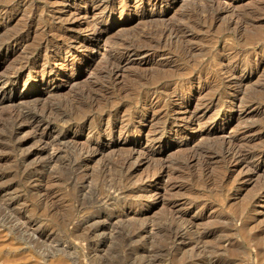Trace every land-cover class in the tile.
<instances>
[{"label":"rangeland","instance_id":"1","mask_svg":"<svg viewBox=\"0 0 264 264\" xmlns=\"http://www.w3.org/2000/svg\"><path fill=\"white\" fill-rule=\"evenodd\" d=\"M7 1H9L7 4L15 7L17 11L11 12L0 21V39L13 33V30L21 31L24 35L28 33L26 36L28 38L45 26L54 27V33H56L58 25H62L61 19L64 20H62L63 23L68 19L70 24H80L74 36L82 39L89 35L93 29L92 24H100L96 32L97 40L94 38L90 41L91 43L98 42L101 46L99 49L87 50L82 47L76 52L73 49L65 51L63 57L66 58V62H62L64 63L62 71L60 70L61 62L53 61L47 64L49 68L54 69L59 88L55 92L56 95L52 97L48 96L51 88L39 89V95L42 97L40 101L62 100L68 109L71 108L68 103L72 104L78 99L80 101L78 100L77 103H84V99L81 97L75 99V95L94 79L92 77L93 69L95 70L98 68L97 66H100V63L102 64L103 58L108 53H110L109 55H118L119 44L127 38L135 40L140 37L138 38L141 39L140 41L146 39L148 31H152L153 24L156 23V21H150L151 19L169 23L180 21L183 17L181 21L186 20L184 22L189 23L190 28L184 31V34L178 35V40L175 38V41L174 38H171L169 42L161 43L158 46V51L163 56H151L150 54V56L131 57L123 72V78L118 80L115 87H107L106 83L104 85L107 91L106 96L102 98L103 102L101 100L100 107L106 108L107 104V109L103 110L118 109L119 112H116L118 120L122 117L123 119L127 118L126 114L137 116L126 127L128 136L125 139L124 147L141 148L142 153L143 151L147 152L148 156L153 158L151 163L158 164L157 169L161 168L157 175L153 174L155 171H152L150 166L142 164L147 154L140 156L135 162L133 161L135 165L129 169L128 165H122L119 162L123 155L119 154L118 156V153L123 152L119 150L120 152L115 151L113 155L104 153V156L92 157L89 161V172L86 175L77 174L74 170H63L62 173L59 172L60 174L56 175L55 180L54 178L52 180L46 175H41L40 172L35 173L25 165L24 161L29 156L31 143L21 146L22 148L19 147L16 138L11 135L9 121L4 118L2 113L0 114V162H4V165L0 164L2 167L0 169V264H10L8 260L12 257L13 259L19 258L18 260L22 258V264H53L52 262L55 261H65L64 264H264V174L262 171L264 159L262 163H256L259 156H264V0H217L216 6L222 5L228 7L227 9L236 6L237 8H233L237 11L242 10L251 14L253 12L251 18L253 17L255 20L247 18L245 22H238L237 26L231 25L229 26L231 31L227 28L226 23L230 19L229 13L220 16L216 21L201 15L199 6H202L206 2L205 0L167 1L158 3L156 8L145 5V0H137V2L136 0H119L120 4L118 0H109L108 8L103 12V9H93L89 4L82 3L84 1L80 0H66L56 6L51 3L54 0H5V2L0 0L1 3ZM48 4L49 6H47ZM48 7L50 8L48 9ZM259 9H263L262 13ZM157 12L161 13L156 15ZM144 13L147 16L150 13L153 15L149 17L150 20L145 16L134 24V17L131 15ZM203 19H207L206 22ZM208 20L209 22H207ZM25 21L26 23H24ZM236 27L241 33H238ZM61 32L63 30H60L59 34ZM143 33L146 34L143 35ZM148 39L147 37L146 40L150 41ZM146 40L143 41L144 45L147 44ZM26 43L27 41L19 45L12 46L10 44L8 54L0 55V72H7L13 65L23 61V57L27 56ZM249 44L250 46H248ZM89 47L93 48L95 44L89 43ZM185 47L191 50L187 60L181 53V49ZM167 54L170 55L167 56ZM33 58L36 59V57ZM100 60L103 61L100 62ZM72 64L81 66H74L75 72H72V77L67 84H64L63 75L67 70H71ZM230 65L240 68L245 66L243 69L247 71V74L239 73L237 74L239 77L237 76L233 81L240 84L242 89L249 91L250 88V95L252 94L250 97H253L259 104L249 108L242 107L240 93L233 92L228 88L227 83L230 82L231 77L227 78L229 75L226 69ZM37 71H32L29 76L27 73L24 74L23 79L28 78L29 81L25 91L29 95L38 93L36 87H32L35 83L48 80L46 75L41 76L39 72L36 73ZM153 73L159 75L158 82L151 77ZM155 75L153 74V76ZM136 76H143L145 83H143V95H138L137 102L133 101L135 103L133 104L131 98L136 95L134 94V96L131 90L135 85L132 78ZM171 78L178 85L184 84L185 90L178 94L176 102H167L162 105L163 108L166 106L169 110L173 109L172 113L181 117H185L189 113L203 117L206 131L211 130L214 133L211 139L205 141L197 138V128L193 122H189L185 132L179 133L175 138L174 130L178 129V125H170L169 122L162 123L161 120L152 122L141 119L140 116L154 112L150 110L148 103L145 104L147 100L156 101L155 94L151 93L154 86L160 88L162 81ZM198 79H202L200 84L197 82ZM173 86L169 90L163 88L156 92L161 95L164 92L171 93ZM6 90L9 93L15 92L14 94L19 96L23 87L18 85L16 88L12 87ZM53 97L55 98L53 99ZM127 103H129L128 107L125 106ZM94 110L87 112V116L97 119L103 114L106 119L105 112L100 113L97 111L98 109ZM72 119L71 116V119L65 121V124L58 122L54 126L61 129L70 128L75 124V119ZM156 122L158 123L156 124ZM246 128L249 130L246 134L248 137L250 136V141L246 144L247 149L254 152L255 158L253 157L252 160L255 164L260 165L259 172L239 174L240 171L237 170L229 175L226 173L229 168L228 163L219 159L222 146L219 145L220 140L218 139L228 138ZM155 129L158 130L155 131ZM206 131L203 132L206 133ZM114 136H117L116 131ZM152 137H156L155 141L148 142L147 140ZM123 139L124 136H121L120 141L123 142ZM91 140L92 138L86 133L75 138V142L78 144H85L84 142ZM245 140L247 141V139ZM159 141L166 144L165 149L152 154V148ZM197 148L199 153H202L200 156L199 153L196 155ZM192 152L195 154V159L197 157L199 161L196 160L187 165L185 162ZM104 163L106 166H103ZM147 172H149L148 176H146ZM29 175L37 181L36 184L40 181V185H45L44 188L46 184H53L51 191L53 193L51 194L56 197V206H53L48 200L46 190L50 186L47 185L45 190L40 192L31 188L28 180ZM27 180L28 182H26ZM109 184L120 190L122 194L117 197L119 200L116 204L108 209V213L113 215L112 211L137 210L138 217L140 215L141 218L118 222H114V220L112 222L106 218L96 219L95 213L101 210V205L94 203V199L97 193L101 196L102 191L104 192L107 188L106 185ZM142 188L155 189L153 190L154 198L149 199L147 194L140 192ZM43 192H45L46 198ZM158 198L162 202L153 208L150 203L153 199ZM184 200L190 202L189 217L195 216L197 205L206 206L207 210H204V213L207 215L210 213L212 216L208 220L202 217L199 220L195 218L196 216L192 217V220L198 221H196V225L180 222L178 218L170 215L168 203L176 201L175 203L178 204ZM110 202L113 203V201Z\"/></svg>","mask_w":264,"mask_h":264},{"label":"bare ground","instance_id":"2","mask_svg":"<svg viewBox=\"0 0 264 264\" xmlns=\"http://www.w3.org/2000/svg\"><path fill=\"white\" fill-rule=\"evenodd\" d=\"M78 1H77V3H78ZM80 1H84L82 3L89 4V6L91 8H93V9H100V8L103 9L102 12L104 10H106L108 8V6H109L108 5L109 4V0H80ZM167 1H169V2L172 1L173 2L175 0H145L144 4L149 6V7H152V8L155 7L156 8L158 3H163V2H167ZM205 1L206 2L203 3L202 6H199L200 9H201V15L203 14L206 18L208 17V19H210L212 21H216L217 19H219L220 16L229 13L228 15L230 16V19L226 22L227 23V28H229V26H231V25L232 26H237L238 22H245V21H247V18H249V20H251L253 18V17L251 18V15L253 14V12L251 14L250 12H245V11H242V10H240L241 12L239 10L237 11V10L234 9L236 6L235 7L233 6L234 8L231 6L232 9H227L228 7H223L222 5L221 6L220 5L216 6L215 4H216L217 0H205ZM4 2H5V0H4ZM62 2H66V0H54L51 3H52V5L56 6L58 4H61ZM118 2H119V0H118ZM136 2H137V0H136ZM7 3H9V1H7L6 3H3V2L1 3L0 2V21L3 18H5L6 15L10 14L11 12L17 11V9L15 7H13L12 5H9ZM119 4H120V2H119ZM47 6H49V4ZM27 7H28V4H27ZM17 8H19V7H17ZM49 8L50 7H48V9ZM26 9H28V8H26ZM263 9H261V10L259 9L260 12L263 11ZM24 10H23V12H24ZM199 12H200V10H199ZM256 12H257V9H256ZM159 13H161V12H157L156 15H159ZM163 14L165 15V12ZM152 15L153 14L150 13V15L147 16V14L144 13V14H139V15L138 14L137 15H131V17L132 16L134 17L133 18L134 22H135L134 24H136V21L139 22V20L142 19L143 17L147 16L149 18ZM261 15H263V14H261ZM200 17L201 18H205V17H202V16H200ZM181 19H180V21H173V22H169V23L167 22L166 23L163 20H161V22H160V20H158V19L157 20H155V19H151L150 20V18H149L150 21H153V22L156 21V23L153 24V26H154L153 30L152 31H148V33L146 32L147 33L146 39L148 37L149 38L148 40H150V41H147L145 39L147 41V44L144 45L143 41H145V40L142 39V41H140L141 39H138L140 37H137L136 38L137 40L135 38H134L135 40H132L133 38H127L125 41L123 40L119 44V48H118L119 54L118 55L117 54L109 55L110 53H108V55L103 58L104 59V61L102 60L103 62L100 60V62H102V64L100 63V66H97L98 68H96L95 70L93 69V76L92 77H94V79L90 83H88L87 86L84 89L81 88V90H79V91L77 90L78 92L76 91L77 93L75 92L76 93L75 99H76V97H78V98L81 97L82 99L85 100V101L82 100V101H84V103L83 102L82 103L81 102L77 103V101L79 99L77 101H75L74 103H72V104L68 103V105L71 107L70 109H68V107L64 104V102H62V100L61 101H59V100L57 101V100L48 99L46 102H41L40 101L42 99V97H41V95H39V89H49V88H51L52 90L48 92V94H49L48 96L52 97V96L56 95L55 92L59 88L58 82L56 81L57 75H56L54 69L49 68L48 67L49 65H47V64L49 62H53V61L54 62H59V63L60 62L61 63L62 62L65 63L66 62V58L63 57V54H65L64 53L65 51H70V50L73 49L76 52L79 49H81L82 47H85L87 50H93L95 48L99 49L101 46H100V44L98 42L97 43L92 42L93 44H95V47H93V48L89 47V43L92 44L90 41H92L94 38L97 40L96 32L98 31V28H99L98 25H100V24H92L93 25V29L91 30L89 35L85 34L86 36L84 38L82 37V39L76 38L74 36V34H75L76 30H77V27H80V24H70L68 19L65 20V23H63V21H64L63 19L60 20V23H62V25H58V27H57V30H58L57 32L58 33L57 32L54 33V27H49V26L46 27L45 26V28H41L40 27L41 29H40V31H38V33L35 32L33 36L28 37V38H26L28 33H27V35H24L23 32L17 31V30H16V32H15V30H13L14 31L13 33H9L4 38H1L0 39V55L1 54H8V52L10 50V47H9L10 44H12V46L15 45V44L19 45L22 42L27 41V43H26L27 47H26V50H25L27 56L25 57L23 55L25 57V58L23 57V61H21V62L19 61L17 64H15L13 66L11 65L12 67L10 69H8L9 71L5 70L7 72H0V114L2 113L5 116V117L4 116L3 117L7 121H9V124L11 126V135L14 138H16V141L18 142V146L19 147L25 146V145H28V144L31 143L30 144V148H29V156L27 158H25V161H24V162H26L25 165L29 166L33 171H35V173H39L40 172L41 175H46L50 179L52 178V180H53V178H54V180H55L57 178L56 175L60 174L59 172H61L63 170H70V171L74 170V172H76L77 174L80 173V174H85L86 175L89 172V166H90L89 161H91L92 157H97V156H100V155L104 156V153L113 155V153H115V151H119L120 150V151H123V152L118 153V156H119V154L120 155L123 154V155L120 157L121 161L119 160V162H121L122 165H126V166L128 165L129 169L134 167L135 164L133 163V161L135 162V160L139 159L140 156H142L144 154H147V152L145 153V151H143V153H142V151L140 150L141 148H133V147H128L127 148V147H124L126 145L125 144L126 143L125 139L128 136L127 135L128 132H127V128L126 127H127L128 123L133 121L134 118H137V116H134L133 114H126L125 116H127V118L123 119V117H122V118H120L118 120V118L116 117V114H117L116 112H119L118 109H109L108 108V110H103V109H107V104H106V108H103L104 106L100 107L102 105V104H100L101 100H102L103 97L106 96V91H107V88H106V86L104 87V85L106 83L107 87H115V85L119 82L118 80L120 78H123V72L126 70L127 65L129 63L131 57H141L143 55H149L150 56V54H151V56H153V55H157L159 57L163 56L162 53H160V51H158L159 50L158 46L161 43H166L167 41L169 42V40L171 38L172 39L173 38L177 39L178 35L184 34V31H186L187 29L190 28L189 23L184 22L186 20L181 21ZM203 20L206 22L207 19L206 20L203 19ZM157 21H159V22H157ZM37 22H39V21H37ZM207 22H209V20ZM24 23H26V21ZM239 24L241 25V23H239ZM241 28H243V27H241ZM230 29L231 28H229V30ZM26 30H30V29H26ZM60 30H63V32H61V34H59ZM194 30H196V29H194ZM225 30H227V29H225ZM236 30H238V33L240 32L239 28H237ZM79 31H81V30H79ZM33 32H34V30L32 31V33ZM69 32H71V33H69ZM145 34L143 33V35H145ZM132 37H133V35H132ZM142 37H144V36H142ZM106 38H108V37H106ZM176 39H175V41H176ZM98 40H99V38H98ZM182 41H184V39ZM171 42H173V41L171 40ZM5 46H6V48H5ZM248 46H250V44ZM165 47L168 48L167 46H165ZM181 53H182V56L186 59V58H188L190 56L191 50L189 48L185 47V48L181 49ZM168 55H170V54H167V56ZM230 56H231V54H230ZM234 56H235V54H234ZM237 56H239V55H237ZM33 57H36V59H34ZM229 59H230V57H229ZM241 60H242V58H241ZM12 61H14V60H12ZM64 63H62V65L60 66L61 67L60 70L62 69V67H64ZM228 64H230V63H228ZM74 66L80 67L81 65L80 64H77V65L72 64L71 70L70 71L67 70V72L63 75L64 76L63 78H65V79H63L64 84L65 83L67 84L69 79L72 77V74H73L72 72H75L74 71ZM227 67H228V69H226V72L229 75V77H227V78L231 77V80H230V82H228V83L226 82V83L228 84V88L231 89L233 92H239L240 93V95L242 96V101H240V104L242 105V107L249 108V107H251L253 105L259 104V102L256 101L253 97H250V96H252V94L250 95V92H251L250 88H249V91L247 89H242L240 84H237V83H235V81H233L234 78H237V76H238L237 74H239V73L241 75H246L247 74V71L245 69H243L245 66L242 67V68L237 67V66H233V65H230V66H227ZM8 68H9V66H8ZM34 70H38L36 73L39 72V74L41 76L46 75L48 80L47 81L41 80V81H38L37 83H35V85H33L32 87H36V92H38V93H36L35 95H29L27 92H25L26 88H27V82H29V81L27 80L28 78L23 79V77H24L25 73H27L28 76H29V74L32 73V71H34ZM153 74H156V75L153 76ZM153 74L151 75V77L154 80H156V82H158L157 79H158L159 75L157 73H153ZM170 74H171V71H170ZM177 74H179V73H177ZM28 76H26V77H28ZM179 76H177V77H179ZM124 77H125V75H124ZM211 77H210V79H211ZM144 78L146 79V76ZM147 78H149V77H147ZM207 79H209V78H207ZM201 80L198 79V81H197L198 84H200L202 82ZM213 80H214V78H213ZM132 82L135 84L134 85V84L131 83L132 85H134V86H132V89H131L132 90V94L136 95V96L134 95L135 97L131 98V101L133 103V101L137 102V100H138L137 96L138 95H143V83H145V82H143V76H136L135 78H132ZM191 82H194V81L191 80ZM18 85L23 87V90H22V92L20 93L19 96L15 95L14 94L15 92L14 93H9L8 90H6L7 88H12V87L16 88V87H18ZM160 86H161L160 88L154 86V88H153V90L151 92L152 94H155L156 101L153 102V101L147 100L146 103H145V104L148 103L149 104L148 106H150V110L154 111V112L153 113L151 112L150 114H148L146 116H140L141 119L149 120V121H152V122L155 121V120H157V121L161 120L162 123L169 122L170 125H172V124L173 125L174 124L178 125V129L174 130L175 138L178 136L179 133H181V132L184 133L185 132L186 125L189 122H193V123H195L196 128H197V132H196V137L197 138L204 139L205 141L211 139V137L213 136L214 133H212L211 130H207L206 131V129H205L206 128L205 121L202 119L203 117L201 118V116L199 117V116H196V114H190V113L188 115H186V116L184 115L185 117H181V116H178L177 114L176 115L173 114L172 113V112H174L173 109L170 108L171 110H169V108H167L166 106H165V108H163L164 106H162L165 103L170 102V101H175L176 102V97L178 96V94L180 92H184V90H185V88H183L184 84L183 85H178L171 78L170 80L167 79V80L162 81L160 83ZM171 86H173V88H172L173 90L171 91V93L164 92V94L161 95L159 93L157 94V92H156V91H159V89L163 90V88H164V90H169V88H171ZM68 87H70V86H68ZM251 89H253V88H251ZM120 91H121V89H120ZM206 92H209V91H206ZM57 95H60V94H57ZM146 96H147V94H146ZM36 97H38V98H36ZM128 97H129V95H128ZM54 98L55 97H53V99ZM238 98H239V96H238ZM44 99H45V97H44ZM75 99H73V100H75ZM131 101H129L130 104H132ZM143 101L145 102V100H143ZM102 102H103V100H102ZM65 103H67V102H65ZM129 103H127V105H125V106L128 107ZM133 104H135V103H133ZM122 108H124V107H122ZM94 109H98L97 111H99L100 113L105 112L104 115L107 116L106 119L104 118L103 114H102V117H100V118L98 117L97 119H93V118H90V116H87V114H88L87 112L95 111ZM71 116L73 117V119H75V124L71 125L70 128L61 129V128H57V127L54 126V124L58 123V122H61L62 124L63 123L65 124L66 123L65 121L70 120ZM3 121H4V119H3ZM157 123L158 122H156V124ZM176 123H178V124H176ZM51 124H53V125H51ZM203 129L206 131V133L203 132L204 131ZM157 130L158 129H155V131H157ZM170 130H172V129H170ZM115 131L117 132V136L118 137L114 136ZM247 132H249L248 128H246L245 130L241 131L240 133H236V134H234V135H232V136H230L228 138L224 137V138L218 139V140H220L219 145L222 146V152H221V156H220L219 159H221L225 163H228L229 168H227V172L226 173H229V175L231 173L237 171V170L240 171L239 174H249L251 172L252 173L254 172L256 174L257 172H259L260 165L255 164V162L252 160L253 157H254V154H253L254 152H251L250 151L251 149L250 150L247 149V145L246 144L250 141V138H249L250 136L249 137L247 136V134H246ZM83 133H86V135L91 137L92 140L88 141V142H84L85 144H78L77 142H75V138H76V136H78L80 134H83ZM121 136H124V139H123L124 141L123 142L120 141ZM246 137H248L249 139L246 138ZM155 138H153V137L149 138L147 141L152 143V142L155 141ZM245 139H247V141ZM82 142H83V140H82ZM82 142H80V143H82ZM217 144H218V142H217ZM154 146L155 147L152 148V154L153 153L154 154L155 153H159L162 150H164L166 144L164 142L159 141V142H156V144ZM196 151H197L196 155H198L199 149L196 150ZM194 152H192V153H190V155H188L187 161L185 162L187 165L188 164L190 165V163L192 164V162L194 163V161L197 160V157L195 159V154H193ZM106 154H105V156H106ZM201 154L199 153V156ZM152 159L153 158L149 157L148 154H147L145 159L143 160L142 164L150 166V168H152V171H155V172H153V174L157 175V174L160 173L161 168L157 169L158 164H152L151 163ZM202 159H204V158H202ZM263 159H264V156H262V157L259 156L257 161H256V163L257 162L262 163ZM185 160H186V158H185ZM197 161H199V159ZM222 161H220V162H222ZM156 162H157V160H156ZM3 163L0 162V164H3ZM103 166H106V164L104 163ZM159 167H161V166L159 165ZM0 169H2L1 165H0ZM90 170H92V168H90ZM149 170L151 171V169H149ZM262 171H263V174H264V169ZM149 172L146 173L147 174L146 176L149 175ZM233 176L235 177V175H233ZM26 178H27V176H26ZM213 178H214V176H213ZM223 178H224V176H223ZM244 178H245V175H244ZM28 180H29V185H31L30 187L35 189V190H39V192L41 190H43V189L45 190V188L48 185V184H46V187L44 188L45 185L44 186L40 185L41 184V183L39 184L40 181L36 184L37 181L33 180V177L31 175L28 176ZM28 180L26 182H28ZM220 180H221V178H220ZM54 182H57V181H54ZM52 185L53 184L48 185L51 188L48 187L47 190H46V193H47L49 202L54 206L55 202H57V200H56V197L51 194V193H53V192H51L52 191ZM106 186H107V188H106V190L104 192L102 191L101 196H99L98 193H97V196L94 199V203H97V204L101 205V207L99 206L101 208V210H99V211H97V213H95L96 219L103 220V218H106V219H108L110 221L114 220V222H118V221H123V220H132V219H136V218L140 217V215L138 217L137 210H130V209L129 210L123 209V210L116 211V212L112 211L114 213H113V215H110L108 213V209L113 207L114 204H116V202L119 200L117 197H120L122 192L120 190L116 189L115 187H113L110 184L106 185ZM143 187H145V186H143ZM216 189H217V187H216ZM153 190H155V189L142 188V189H140V192H142L144 194H147V197H149V199H152V198H154ZM216 191H218V190H216ZM43 193H44V197L46 198L47 196H46L45 192H43ZM123 193H124V191H123ZM139 194L141 195V193H139ZM263 194H264V191H263ZM41 195H42V193H41ZM39 199H41V198H39ZM110 201H113V203H111ZM49 202H46V203H49ZM134 202H136V201H134ZM160 202H162V201H160L159 198H158V199H153L150 204L154 208ZM175 202L176 201L169 202L168 203V206H169L168 208H169V211H170V215L178 218V220H180V222L183 221V222H186V223H191V224L194 223L195 224L197 220L196 221L192 220L193 219L192 217L196 216L195 218L198 219V220L201 217L208 220V218L212 216L210 213H208V215L204 213V210H207L206 206L202 207V206H198L197 205V211L195 212L196 214H194L195 216H192V217L190 216L189 217L188 216V211H189L188 208L190 207V202L188 200H184V202H181V203H178V204L175 203ZM251 207H253V206H251ZM44 208H45V206H44ZM51 211H52V209H51ZM50 213H52V212H50ZM218 220H219V217H218ZM180 226H182V225H180ZM148 229H150V228H148ZM90 230H92V229H90ZM179 234H180V232H179ZM200 244H201V242H200ZM197 253H199V252H197ZM18 259L19 258L13 259V257H12V259L9 258L8 263H10V264H22V262H23L22 258H20V260H18ZM52 263L53 264H64L65 261L64 262L55 261V262H52Z\"/></svg>","mask_w":264,"mask_h":264}]
</instances>
